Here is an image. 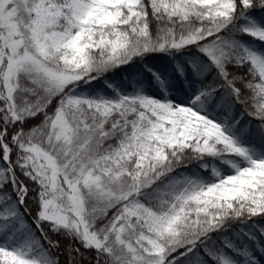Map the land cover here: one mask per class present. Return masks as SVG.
<instances>
[{"label":"snow or ice","instance_id":"obj_1","mask_svg":"<svg viewBox=\"0 0 264 264\" xmlns=\"http://www.w3.org/2000/svg\"><path fill=\"white\" fill-rule=\"evenodd\" d=\"M0 264H264V0H0Z\"/></svg>","mask_w":264,"mask_h":264},{"label":"trees","instance_id":"obj_2","mask_svg":"<svg viewBox=\"0 0 264 264\" xmlns=\"http://www.w3.org/2000/svg\"><path fill=\"white\" fill-rule=\"evenodd\" d=\"M61 260H63V257H61Z\"/></svg>","mask_w":264,"mask_h":264}]
</instances>
